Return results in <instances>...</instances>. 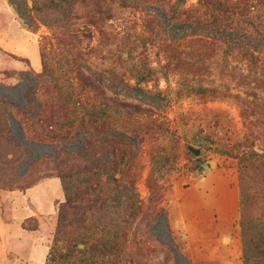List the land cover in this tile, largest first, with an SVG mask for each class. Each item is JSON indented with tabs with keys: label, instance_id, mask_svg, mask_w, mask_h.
Here are the masks:
<instances>
[{
	"label": "rangeland",
	"instance_id": "rangeland-1",
	"mask_svg": "<svg viewBox=\"0 0 264 264\" xmlns=\"http://www.w3.org/2000/svg\"><path fill=\"white\" fill-rule=\"evenodd\" d=\"M6 2L0 264H243L240 177L264 189V0H81L67 24Z\"/></svg>",
	"mask_w": 264,
	"mask_h": 264
},
{
	"label": "trees",
	"instance_id": "trees-1",
	"mask_svg": "<svg viewBox=\"0 0 264 264\" xmlns=\"http://www.w3.org/2000/svg\"><path fill=\"white\" fill-rule=\"evenodd\" d=\"M81 0H32V10L37 15H40L45 11H54L65 15L66 24L72 18L71 11L73 7ZM44 24L49 25L47 20L40 18ZM231 23V22H230ZM47 65L45 60L42 61V73L46 72ZM85 135L82 132L76 134V141H79ZM107 162H111L109 156L104 158ZM112 162H114L112 160ZM114 164V163H113ZM251 166L259 173H263L264 165L262 162L256 164L251 162ZM81 174L87 172L81 171ZM264 174V173H263ZM83 178V177H81ZM114 181L116 180L111 177ZM240 202L239 210L240 217L238 220L240 237L242 241V260L243 264H264V225H262L255 217L258 200L261 199L264 206V189L250 190V186L247 181L240 177ZM88 191H92V188L87 187ZM67 203V202H66ZM76 213L78 212V208Z\"/></svg>",
	"mask_w": 264,
	"mask_h": 264
},
{
	"label": "crops",
	"instance_id": "crops-1",
	"mask_svg": "<svg viewBox=\"0 0 264 264\" xmlns=\"http://www.w3.org/2000/svg\"><path fill=\"white\" fill-rule=\"evenodd\" d=\"M1 9H8L10 10V6L7 4L6 0H0V10ZM12 30L18 31V27L15 26L14 24H11Z\"/></svg>",
	"mask_w": 264,
	"mask_h": 264
},
{
	"label": "water",
	"instance_id": "water-1",
	"mask_svg": "<svg viewBox=\"0 0 264 264\" xmlns=\"http://www.w3.org/2000/svg\"><path fill=\"white\" fill-rule=\"evenodd\" d=\"M187 149H188L189 151L193 152V154H194L195 156H198L199 153H200L199 149L192 147V145H190V144L187 145ZM206 168H208V167L206 166Z\"/></svg>",
	"mask_w": 264,
	"mask_h": 264
}]
</instances>
